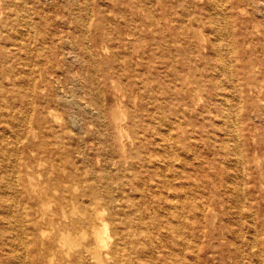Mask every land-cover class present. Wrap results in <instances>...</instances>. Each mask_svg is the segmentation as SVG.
Wrapping results in <instances>:
<instances>
[{"label":"bare ground","instance_id":"1","mask_svg":"<svg viewBox=\"0 0 264 264\" xmlns=\"http://www.w3.org/2000/svg\"><path fill=\"white\" fill-rule=\"evenodd\" d=\"M113 1L0 0V264H264V0Z\"/></svg>","mask_w":264,"mask_h":264},{"label":"rangeland","instance_id":"2","mask_svg":"<svg viewBox=\"0 0 264 264\" xmlns=\"http://www.w3.org/2000/svg\"><path fill=\"white\" fill-rule=\"evenodd\" d=\"M21 1L22 0H15V2L17 3V7L15 9H11L13 15L16 17V16H21L22 19H21V22H24L26 20V15H23L24 14V11L23 9L21 8ZM115 1H110V0H93V12L91 13V16L93 18L95 17H100L102 16V12H99L97 9H102V8H107L106 5H113ZM60 6H63V3L61 2H57ZM124 3V6H130V0H124L123 1ZM194 3V2H193ZM229 4V2H228ZM75 6V5H74ZM59 8L57 7L54 3L51 4H48L45 8H44V19L43 21L41 22L40 24V28L42 29V32L48 37L49 40H53V37H51V29L53 28L54 26V22H55V19L58 18L60 14H57L55 9L53 8ZM83 7H85V0H77L76 2V10L77 12L81 13L82 15H86V9H83ZM61 9V8H60ZM152 9H156L152 6ZM89 12V11H88ZM65 14V13H63ZM88 14V13H87ZM23 15V16H22ZM109 15V20L113 19L111 14H107ZM88 23H89V18H86ZM165 20V19H163ZM149 19L146 18L145 19V25L146 26H143V30L141 32V39H142V46L141 47H134L131 51V54H130V59H131V62L135 65L136 62H138V54L145 50V51H149L150 49V37L152 36V32L149 28V26L147 25L149 23ZM71 22V33L70 36L74 35L75 36V49L71 50L68 54L70 60L72 61V64L70 66V71H69V74L71 75V77L73 76V78L76 79V83H83L82 82V78L88 76L90 74V69H91V66L87 60V58L84 56V53L83 51L81 50L80 48V45H79V41L81 40L80 38V33H79V27L75 25L74 23V20L71 19L70 20ZM90 24V23H89ZM35 26V25H33ZM162 39V37H160ZM3 38L1 37V40ZM35 38H33L32 40H34ZM52 46V44H51ZM54 48V47H52ZM157 49L160 51V56L157 60H162V55H161V52H164L165 50L163 49V45ZM164 50V51H163ZM53 50H51L50 54L48 55L49 58L51 59H55L57 58L58 56L62 57L64 59V55L62 56L61 54L60 55H57L56 52H52ZM111 51L108 52V54H104V57L108 56L110 54ZM145 61L148 62V66H146L144 68V73L145 75H148L150 76V73L152 72V62L154 61V57L150 55V53H147L145 54ZM152 60V61H151ZM135 69H137L138 71H140V66H135ZM126 73V72H125ZM253 79L252 81L254 82L256 88H263L264 89V78L259 76L258 72H253ZM120 82V81H119ZM121 83V82H120ZM126 90V96H125V99H127V97H132L134 92L132 91V88L130 87L128 90L127 89H124ZM249 97H252L253 99H255L256 101H261L260 97L256 96L254 93H250V94H247ZM110 97V101H111V96ZM110 106V104H106L104 107L106 108V110H108V107ZM246 135H247V140H248V144L246 143V147L250 150V155H253V152L255 150L254 148V144L251 143V140L249 139L248 137V130L246 129ZM258 136L259 139L261 140H264V130L262 128L258 129L257 133H256ZM259 153L260 154H264V145L261 147V149L259 150ZM146 202V206L148 205L149 203V199L148 197H146L144 200H143V203Z\"/></svg>","mask_w":264,"mask_h":264}]
</instances>
